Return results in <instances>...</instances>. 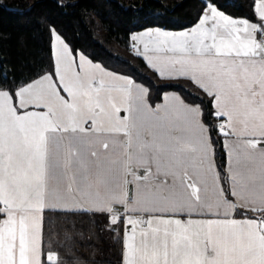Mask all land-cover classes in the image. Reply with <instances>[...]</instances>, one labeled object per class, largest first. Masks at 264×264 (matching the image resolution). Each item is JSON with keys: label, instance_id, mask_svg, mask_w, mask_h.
<instances>
[{"label": "snow or ice", "instance_id": "obj_1", "mask_svg": "<svg viewBox=\"0 0 264 264\" xmlns=\"http://www.w3.org/2000/svg\"><path fill=\"white\" fill-rule=\"evenodd\" d=\"M253 8L258 22L201 0L188 28L131 32L157 99L54 25L28 73L0 59V264H94L76 246L101 232L118 264H264V0Z\"/></svg>", "mask_w": 264, "mask_h": 264}, {"label": "trees", "instance_id": "obj_2", "mask_svg": "<svg viewBox=\"0 0 264 264\" xmlns=\"http://www.w3.org/2000/svg\"><path fill=\"white\" fill-rule=\"evenodd\" d=\"M0 3V59H8L28 73L42 56L46 57L49 25H54L78 51L150 84L152 96L157 99L162 96L158 90L164 82L145 71L143 59L130 50L127 37L146 28L178 31L190 27L197 21L201 0H0ZM217 3L227 14L258 22L254 0H217ZM98 224L103 226L104 221L101 219ZM99 235L102 240L95 235L90 240H79L77 254L94 264H118L120 245L107 233Z\"/></svg>", "mask_w": 264, "mask_h": 264}, {"label": "rangeland", "instance_id": "obj_3", "mask_svg": "<svg viewBox=\"0 0 264 264\" xmlns=\"http://www.w3.org/2000/svg\"><path fill=\"white\" fill-rule=\"evenodd\" d=\"M1 4V3H0ZM3 4V3H2ZM163 29V28H162ZM167 30V29H166ZM142 31H144V30H142ZM179 31V30H178Z\"/></svg>", "mask_w": 264, "mask_h": 264}, {"label": "crops", "instance_id": "obj_4", "mask_svg": "<svg viewBox=\"0 0 264 264\" xmlns=\"http://www.w3.org/2000/svg\"><path fill=\"white\" fill-rule=\"evenodd\" d=\"M166 30V29H165Z\"/></svg>", "mask_w": 264, "mask_h": 264}]
</instances>
